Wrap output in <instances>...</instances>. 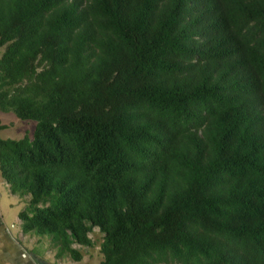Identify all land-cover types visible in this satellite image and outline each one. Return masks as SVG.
Instances as JSON below:
<instances>
[{
	"label": "trees",
	"instance_id": "1",
	"mask_svg": "<svg viewBox=\"0 0 264 264\" xmlns=\"http://www.w3.org/2000/svg\"><path fill=\"white\" fill-rule=\"evenodd\" d=\"M0 47V112L34 121L0 138L23 232L264 264V0H0Z\"/></svg>",
	"mask_w": 264,
	"mask_h": 264
},
{
	"label": "crops",
	"instance_id": "2",
	"mask_svg": "<svg viewBox=\"0 0 264 264\" xmlns=\"http://www.w3.org/2000/svg\"><path fill=\"white\" fill-rule=\"evenodd\" d=\"M17 213H0V264H73L67 255L57 256L56 249L50 248L51 241L42 242L40 236L23 232ZM34 244L42 245L43 256L33 252Z\"/></svg>",
	"mask_w": 264,
	"mask_h": 264
},
{
	"label": "rangeland",
	"instance_id": "3",
	"mask_svg": "<svg viewBox=\"0 0 264 264\" xmlns=\"http://www.w3.org/2000/svg\"><path fill=\"white\" fill-rule=\"evenodd\" d=\"M2 49L3 48L0 47V53ZM0 124L4 125V128L0 129V138L19 139L24 134H27L29 137L31 136L34 121L21 120L16 118L11 112H0ZM16 198L9 194L6 184L4 181L0 180V213H15L20 211L26 204L28 196H17ZM88 236L92 241V245L90 247L72 245L73 247H76L81 254V259L77 263L67 256L73 264H98L101 259V255L98 251L101 233L94 227ZM39 238L42 239V242L47 241L49 243V241H51V238L48 235H42ZM50 248H55L52 242H50ZM33 252L43 256L42 245L34 244Z\"/></svg>",
	"mask_w": 264,
	"mask_h": 264
}]
</instances>
